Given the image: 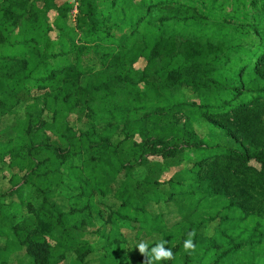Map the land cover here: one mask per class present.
I'll list each match as a JSON object with an SVG mask.
<instances>
[{"label": "trees", "instance_id": "1", "mask_svg": "<svg viewBox=\"0 0 264 264\" xmlns=\"http://www.w3.org/2000/svg\"><path fill=\"white\" fill-rule=\"evenodd\" d=\"M72 11L0 0V264H264V0Z\"/></svg>", "mask_w": 264, "mask_h": 264}, {"label": "rangeland", "instance_id": "2", "mask_svg": "<svg viewBox=\"0 0 264 264\" xmlns=\"http://www.w3.org/2000/svg\"><path fill=\"white\" fill-rule=\"evenodd\" d=\"M57 1H58V3H59L62 7H65V6L67 7V6H71V5H72V0H57ZM56 15H57L56 12L52 13V14L50 15L51 19H54V16H56ZM171 24L173 25L172 22H171ZM57 36H58V33H56V34L54 33V34L52 35L53 39L57 38ZM73 60H74V57H73V56L69 57V61H70V62H73ZM145 65H146V63H145L143 60H139V61L134 65V68H135L136 70H137V69L142 70V69H144ZM36 129L38 130V129H39V126H36ZM140 142H141V141H140ZM140 142H139V143H140ZM147 148H148L150 151L153 150V148H152V141L149 142ZM158 148H160V147H158ZM170 149H171V148H170ZM153 152H154V151H153ZM146 157L149 158L150 161H162L161 156L156 155V154L149 153V154H146ZM4 169H6V168H4ZM8 173H10V172H9L8 169H6V172H4L3 175L0 176L1 179L4 178V177H5V179H6L5 182H3V181L0 182V187H5V189H8V188L11 187V184L9 183V181H10V179H11V174H8ZM180 174H182V172H181V167H180V168H173V169H170L169 172H166V173L163 174L161 181H162V182H168V181H170V180H172V179H174V180H178V175H180ZM9 175H10V176H9ZM136 177H140V170L137 172ZM83 210H84V209H83ZM85 213L88 214V210H85ZM86 227H87V228H86V229H87V232H88V234L90 235V239H93V237H91V235H96V233L98 234V233L102 230V224L99 223V222H97V223H93L92 226L87 225ZM170 233H171V232H170ZM126 236H127V234L124 233V237L122 238L123 241L127 238ZM173 236H174V234H169V235H168V238H169V239H172ZM100 237H101V236H99V237H94L95 241H97V242L101 241L102 238H100ZM143 237H144V235L141 236V239L143 240V242L148 243V241H151V242L157 243L156 240H152L151 238H147V237H144V238H143ZM153 239H154V238H153ZM99 243H101V242H99ZM170 246H171V247H170ZM177 246H178L177 243L174 242V241H172V242L170 243L169 246L166 245V247H170L171 250H175V249L177 248ZM130 261H131V262L128 263V264H140L139 261H137V260H130ZM60 264H66V262H65V261H62ZM160 264H169V261L163 260V261L160 262Z\"/></svg>", "mask_w": 264, "mask_h": 264}, {"label": "clouds", "instance_id": "3", "mask_svg": "<svg viewBox=\"0 0 264 264\" xmlns=\"http://www.w3.org/2000/svg\"><path fill=\"white\" fill-rule=\"evenodd\" d=\"M195 236V232H189L188 238L184 241L183 248L185 252L191 253L195 251V244L193 237ZM167 241H161L157 243L154 247L149 251L148 244L146 242L141 241L137 246L138 253L144 258L143 264H160L163 260L173 259V253L171 248L166 247Z\"/></svg>", "mask_w": 264, "mask_h": 264}, {"label": "built area", "instance_id": "4", "mask_svg": "<svg viewBox=\"0 0 264 264\" xmlns=\"http://www.w3.org/2000/svg\"><path fill=\"white\" fill-rule=\"evenodd\" d=\"M72 5H73L72 17L75 19V17L78 14L79 0H72Z\"/></svg>", "mask_w": 264, "mask_h": 264}]
</instances>
